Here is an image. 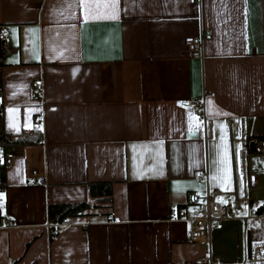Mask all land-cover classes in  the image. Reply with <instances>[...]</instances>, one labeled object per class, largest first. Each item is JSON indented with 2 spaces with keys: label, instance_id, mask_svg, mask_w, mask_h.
Wrapping results in <instances>:
<instances>
[{
  "label": "crops",
  "instance_id": "crops-1",
  "mask_svg": "<svg viewBox=\"0 0 264 264\" xmlns=\"http://www.w3.org/2000/svg\"><path fill=\"white\" fill-rule=\"evenodd\" d=\"M0 25L5 128L37 133L46 117L41 142L9 147L3 201L16 220L0 227V264H250L264 197L244 198L233 159L241 138L264 136V0H0ZM202 30L201 59L185 38ZM193 98L205 121L180 105ZM89 181L112 183L110 208ZM207 189L230 213L193 243ZM76 202L87 213L53 238L48 206Z\"/></svg>",
  "mask_w": 264,
  "mask_h": 264
},
{
  "label": "built area",
  "instance_id": "built-area-1",
  "mask_svg": "<svg viewBox=\"0 0 264 264\" xmlns=\"http://www.w3.org/2000/svg\"><path fill=\"white\" fill-rule=\"evenodd\" d=\"M200 1V0H199ZM5 25H0V41L7 45L9 41V35L7 34V30L4 27ZM211 30H202L196 36H187L185 38L187 44V50L190 55L197 58H203V46L205 42L211 38ZM32 96L35 100H40L44 94L43 83L41 80H36L31 83ZM214 95L213 92L210 93ZM204 100L202 98H193V99H185L182 100L180 105L183 107H188V109L196 111L198 114L202 115L201 117L205 121V110H204ZM46 121V117L43 113L37 114L35 126L37 130L43 131L44 124ZM240 147L236 156H234L233 164H234V176L241 178L243 181L247 183L249 186L248 189H251L256 184V177L252 171V167L250 164V156L253 151L260 153L264 157V136H244L241 138ZM14 154L9 150V148H0V227H8L14 225L16 220L14 215H10L5 211V204L3 201V196L6 192V187L3 182L2 175L6 172L7 168L13 162ZM6 174V173H5ZM33 177L37 178L38 174L33 173ZM39 178V177H38ZM198 178L205 179L208 181L207 175L205 173H199ZM43 179V178H41ZM235 199L233 206L236 208L239 207L240 197L238 192L235 189ZM207 195L202 202V209L194 213L191 221L193 222L192 228L189 229L187 236L190 241L195 242H207L212 239V228L214 224L219 220L229 216L230 208L225 204L219 203L216 200L215 195L218 194L217 190H213L209 192L207 189ZM191 202L196 203L200 200L199 194L196 192L192 193ZM244 198H249V192L245 191ZM260 215L264 217V208ZM74 216H69V218H64L58 222H48L47 227L49 228L51 235L53 238L56 237V234L60 232L61 229L66 226L76 224ZM248 261L250 264H264V242L256 241L251 245L250 254H248ZM214 259L212 254L210 256H200L197 257L194 262L191 264H214ZM171 264V263H168Z\"/></svg>",
  "mask_w": 264,
  "mask_h": 264
},
{
  "label": "trees",
  "instance_id": "trees-1",
  "mask_svg": "<svg viewBox=\"0 0 264 264\" xmlns=\"http://www.w3.org/2000/svg\"><path fill=\"white\" fill-rule=\"evenodd\" d=\"M9 53V50H3V53L0 55V97L3 95L2 90V76L1 70L4 67L5 62L4 58ZM4 105L0 103V148H9L12 145H25L41 142L43 139L42 131H38L33 134H24L14 137V135L5 128V118L3 114ZM3 182L5 184L6 174L2 175ZM90 188V194L95 198L99 204H102L105 207L110 208L112 200V183L107 181H89L87 183ZM89 204L87 202H76V203H55L48 206V213L50 220L55 223L63 220L64 218H69V216L78 217L85 215L89 209Z\"/></svg>",
  "mask_w": 264,
  "mask_h": 264
},
{
  "label": "rangeland",
  "instance_id": "rangeland-1",
  "mask_svg": "<svg viewBox=\"0 0 264 264\" xmlns=\"http://www.w3.org/2000/svg\"><path fill=\"white\" fill-rule=\"evenodd\" d=\"M261 156L262 155H260V153H258L256 151H253L251 156H250L251 166H255V168H258V166H259L262 169L261 172L258 171V173H261V175L258 174V177L261 178L259 187H258V189H256L254 191L253 188L248 189L249 186L246 184V188H247L248 192L250 191V193H252V195L257 194L258 196H261L263 198L264 197V160L261 158ZM241 181H243V180H241ZM241 181H240V184L238 185L239 187L241 186ZM238 190H239V188H238ZM230 205L233 206V200H231ZM234 209H235V207H234Z\"/></svg>",
  "mask_w": 264,
  "mask_h": 264
},
{
  "label": "snow or ice",
  "instance_id": "snow-or-ice-1",
  "mask_svg": "<svg viewBox=\"0 0 264 264\" xmlns=\"http://www.w3.org/2000/svg\"><path fill=\"white\" fill-rule=\"evenodd\" d=\"M105 7H108V5H105ZM111 8H112V17L113 18H115V2L111 5ZM209 103H211V102H209ZM11 111V110H10ZM198 127V126H197ZM214 179H215V177H214Z\"/></svg>",
  "mask_w": 264,
  "mask_h": 264
}]
</instances>
